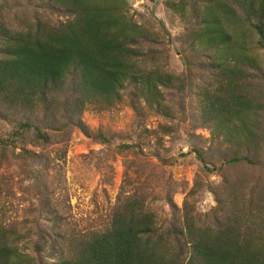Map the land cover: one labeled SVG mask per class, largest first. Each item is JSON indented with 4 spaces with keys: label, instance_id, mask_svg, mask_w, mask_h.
<instances>
[{
    "label": "trees",
    "instance_id": "obj_1",
    "mask_svg": "<svg viewBox=\"0 0 264 264\" xmlns=\"http://www.w3.org/2000/svg\"><path fill=\"white\" fill-rule=\"evenodd\" d=\"M7 3L0 10V120L12 128L0 138L2 156L46 160L24 146L27 139L49 145L70 129L110 144L85 123L87 110L127 103L169 115L167 92L189 87L201 124L231 145L222 166L264 170V0H168L185 21L180 72L151 46L153 34L129 0ZM130 149L136 146L116 147ZM192 151L209 169L204 152ZM34 174L41 191L42 173ZM246 181L230 186L229 200L217 196L205 217L189 207L180 217L169 199L167 222L141 190L121 191L106 222L85 232L64 219L59 203L40 204L47 224L32 231L0 202V264H264V184Z\"/></svg>",
    "mask_w": 264,
    "mask_h": 264
},
{
    "label": "rangeland",
    "instance_id": "obj_2",
    "mask_svg": "<svg viewBox=\"0 0 264 264\" xmlns=\"http://www.w3.org/2000/svg\"><path fill=\"white\" fill-rule=\"evenodd\" d=\"M129 1L134 18L153 34L151 46L169 61L170 68L177 72L184 69L185 21L167 8L168 0ZM7 2L10 0H0V10ZM165 101L169 115L148 110L140 113L127 103L104 112L87 110L85 123L90 130L111 138L110 144L70 129L61 142L49 145L27 139L24 146L43 153L46 160L32 162L12 151L5 157L0 152V202L6 205L8 216L32 231L43 228L47 221L40 217H45L40 204L50 200L52 205H61L66 221L85 232L106 222L121 191L139 189L167 222L172 217L169 199L180 217L186 207L205 217L218 204L217 196L230 199V186L239 180L247 179L250 186L264 184L263 169L222 166L225 156H233L231 145L212 136L211 126L201 124L196 97L189 87L183 95L167 92ZM11 128V122L0 120V138ZM119 144H134L136 149L119 152ZM193 147L204 152L209 169ZM20 150L18 147L16 153ZM34 170L42 173L41 191Z\"/></svg>",
    "mask_w": 264,
    "mask_h": 264
}]
</instances>
